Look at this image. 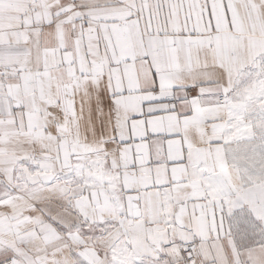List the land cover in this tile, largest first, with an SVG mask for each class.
I'll use <instances>...</instances> for the list:
<instances>
[{
	"label": "snow or ice",
	"instance_id": "6c2138e0",
	"mask_svg": "<svg viewBox=\"0 0 264 264\" xmlns=\"http://www.w3.org/2000/svg\"><path fill=\"white\" fill-rule=\"evenodd\" d=\"M0 264H264V0H0Z\"/></svg>",
	"mask_w": 264,
	"mask_h": 264
}]
</instances>
